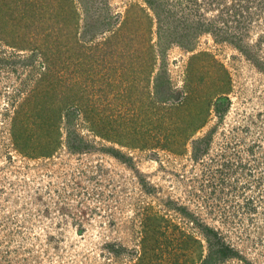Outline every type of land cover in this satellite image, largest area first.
Returning a JSON list of instances; mask_svg holds the SVG:
<instances>
[{
    "label": "rangeland",
    "instance_id": "obj_1",
    "mask_svg": "<svg viewBox=\"0 0 264 264\" xmlns=\"http://www.w3.org/2000/svg\"><path fill=\"white\" fill-rule=\"evenodd\" d=\"M70 1L79 14L74 20L66 10L65 22L55 12L62 0H0V264H200L207 252L200 223L238 253L217 264H264V0H199L206 18L237 31L242 49L207 31L192 49L177 42L166 49L175 86L184 84L191 55L200 51L230 78L227 109L210 110L192 135H210L198 156L189 140L162 149L147 134L168 129L155 102L141 99L153 90L160 63L148 50L155 52L153 30L141 44L150 61L120 68L114 56L97 59V44L116 28L137 42L147 34L137 5L143 1L86 0L94 20L85 30L84 4ZM21 8H49L46 25L27 31L41 48L15 45ZM208 63L204 55L193 65L210 80ZM73 98L81 108L74 128L88 142L81 149L48 119L49 110ZM90 112L104 136L89 129Z\"/></svg>",
    "mask_w": 264,
    "mask_h": 264
},
{
    "label": "trees",
    "instance_id": "obj_2",
    "mask_svg": "<svg viewBox=\"0 0 264 264\" xmlns=\"http://www.w3.org/2000/svg\"><path fill=\"white\" fill-rule=\"evenodd\" d=\"M81 1L84 4L83 10L85 13L83 16L84 20L82 22L84 29L87 24H93L92 21L94 20V17L91 14V5H87L86 0ZM142 1V4L137 3V5L142 11V19L144 18V20H146L144 30L148 35L145 34L140 36L142 40L137 42L132 39V35L127 38L124 34L125 31H123L125 30L124 27L116 28L113 32L114 36L112 34V36L105 38L101 44H97L100 46L98 47L100 54L97 55V59H101L102 61L103 59L108 58V56H114V60L116 58L115 61L120 62V66L118 65L120 68L124 64L133 65L135 62L140 63L143 59L150 61L144 56L146 52H143L144 47H142L141 44H145L150 39L153 30V32L157 35V38L154 41L155 52L152 51L150 47H148V50H150L153 62H155L154 55L157 54L160 58V63L157 71L153 73V90L148 92L145 98L141 99L143 100V105L155 102L157 108L159 107L157 109L158 116L162 118V120L167 119L164 125H167L168 129L165 133L163 127L156 126L153 130H147V134L151 137L153 136L154 139L157 140L154 146H158L162 149H177L178 146L186 144L189 140L192 144L193 155L198 156L209 146L210 135L205 134L195 138H192V135L206 122L210 110H213L220 115L227 109V106L229 105V96L227 93L230 86L228 72L224 65L212 57L207 51L196 52L191 55L189 66L186 69L187 72L184 84L175 86L172 84L165 67L164 55L168 45L174 42H177L187 50L192 49L194 47V41L198 35L205 31L211 32L216 39L228 40L234 43L236 47L242 49L241 45L237 42V31L233 29L230 30L229 27L224 29V27L219 23V20L206 18L201 12L202 5L199 0ZM210 1L215 4V0ZM217 3H221V0ZM60 4L62 5L60 6ZM60 4H58L59 6H57V9L55 10L56 14L64 18L66 22L67 16L65 17L64 13H66V10L68 12L71 10V12L75 14L74 20H77L79 12H77L76 6L72 8L70 0H62ZM177 5L180 7H177ZM51 7L53 9L54 5ZM225 7L226 12L232 9L231 6L225 5ZM21 9L22 10L17 16V18H19L18 22L20 27L13 31L14 34L19 31L17 33L18 36L15 34V45H29L34 46L35 48H41V44L33 38L34 35L30 34V31H27L33 26L37 30L38 28H43V26L46 25L45 23L47 22L42 21V16L43 14L48 13L49 8H47V11L44 10L42 13L36 11L34 12V10L30 11L27 8ZM238 11L241 13L243 10H240V8L234 9L235 14H237ZM21 27H23V30H20ZM20 31L25 34H29L25 36L24 34L22 35ZM45 36H48L47 33H45ZM128 40L129 42H127ZM204 55L208 57V66H212L210 74L213 76L210 80L206 79L208 75L202 72L198 68L199 66L194 68L195 60L200 59L201 56ZM214 66L219 68L216 70L214 69ZM49 67H51V65ZM112 67H117V65L115 64V66ZM46 68H48V66ZM146 70H148V68ZM195 70L197 71V76H193ZM150 71H153V66ZM221 73L225 74V79L222 78ZM145 81L149 84V82H151L150 76H147ZM128 87L134 88V83H130ZM74 99L75 98L69 100L68 102L61 100L59 102L61 104V109L56 112L49 110L48 119L52 123H55L57 131L60 128L59 124H62V126L65 127L67 134L66 140L72 149H81L84 145L88 144V142H86L84 137L76 132V129L74 128V120L81 111L78 102ZM141 106L142 105H140V107ZM20 114L21 111L18 110L16 115ZM87 117L88 118L86 120H88L90 125L89 129L98 135L104 136V133L95 126V114L93 115L90 112V114H87ZM24 120H27V115L20 118L22 123ZM15 124L16 121H14V127ZM14 130L15 131L13 133L17 137L21 128L18 130V127H16ZM180 137H183V139ZM115 141L120 142V140ZM23 147L25 148V146ZM107 150L113 155L119 157L121 160L126 161L127 158L121 150L113 146H108ZM198 225L202 230L207 243V252L202 258L200 264H217L229 257L238 255L236 250L230 244L225 242L214 228L201 223Z\"/></svg>",
    "mask_w": 264,
    "mask_h": 264
}]
</instances>
